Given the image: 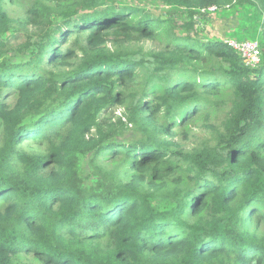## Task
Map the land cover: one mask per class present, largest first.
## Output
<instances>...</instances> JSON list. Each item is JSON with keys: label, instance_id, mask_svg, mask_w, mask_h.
<instances>
[{"label": "trees", "instance_id": "trees-1", "mask_svg": "<svg viewBox=\"0 0 264 264\" xmlns=\"http://www.w3.org/2000/svg\"><path fill=\"white\" fill-rule=\"evenodd\" d=\"M148 2L0 0V264H264V0ZM245 3L256 68L202 25Z\"/></svg>", "mask_w": 264, "mask_h": 264}, {"label": "rangeland", "instance_id": "rangeland-1", "mask_svg": "<svg viewBox=\"0 0 264 264\" xmlns=\"http://www.w3.org/2000/svg\"><path fill=\"white\" fill-rule=\"evenodd\" d=\"M145 2L147 3L148 8L154 14L162 13L164 10L173 12L175 11V9L162 4L161 2H159L158 5L152 2H148V0H145ZM28 3L30 4V1H28ZM9 7L12 10L13 17L16 19L15 26L19 32V37L17 38V40L25 42L34 39L36 36L35 26L32 24L21 23V21L25 20L26 17L25 10L23 11L22 6L14 2L13 4H10ZM202 21V25H204L207 30L206 32L210 34L211 37H215L221 40L235 38L239 41H242L245 39L259 37L258 34L260 27L257 24V19L255 18V10L251 5L247 3L228 6L224 9H212L208 12L207 17L202 19ZM141 44L143 45V48L145 50H151L159 47V45L154 41H144ZM122 113L123 109L120 107H118L115 111V114L117 116L121 115ZM217 121L220 124L221 117L218 118ZM196 135V137H190V139L192 138V141H194L195 144L198 138L212 139L211 134L205 130L198 132ZM176 139L181 141L180 135H177ZM190 139L187 140V143L191 146L192 144L189 142L191 141ZM184 143H186V141H184Z\"/></svg>", "mask_w": 264, "mask_h": 264}, {"label": "built area", "instance_id": "built-area-1", "mask_svg": "<svg viewBox=\"0 0 264 264\" xmlns=\"http://www.w3.org/2000/svg\"><path fill=\"white\" fill-rule=\"evenodd\" d=\"M212 9L217 10L218 8L213 6L210 7L208 11ZM224 41L239 52L247 66L256 68L261 64L262 48L259 39H245L239 41L235 38H229Z\"/></svg>", "mask_w": 264, "mask_h": 264}]
</instances>
